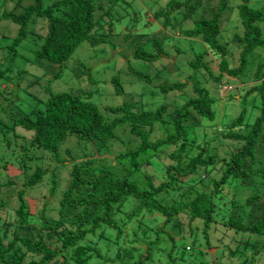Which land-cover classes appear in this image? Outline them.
<instances>
[{
    "label": "trees",
    "instance_id": "16d2710c",
    "mask_svg": "<svg viewBox=\"0 0 264 264\" xmlns=\"http://www.w3.org/2000/svg\"><path fill=\"white\" fill-rule=\"evenodd\" d=\"M9 2L14 6L0 14V21L10 20L19 25L15 47L23 41L28 25L34 19L47 22L45 42L37 54L39 60L62 64L73 56L81 44L105 45L113 33V28H109L108 33H93L98 26L95 14L99 6L95 0ZM193 3L194 0H174L167 7L156 11L155 17L162 21L163 27H170L171 14L178 10L190 9ZM249 3L250 0H243L238 7L241 24L245 30V36L237 38L244 43L238 67H231L228 46L219 41L222 31L219 18L222 11L228 8L227 0H222L220 11L213 18L197 21L193 30L183 33L186 37L200 39L220 56V70L224 76L211 73V68L201 60H196L195 63L197 67H206L218 88L223 86L225 75L243 81L251 61L248 57L258 48L264 49V37L258 27L259 23L264 22V8L254 10ZM151 45L152 51L158 52L157 57L139 49L135 58L158 60L163 54L165 43L156 39ZM252 76L257 84L248 90L243 103L246 104L248 97L259 95L261 116L253 123H248L250 118L247 113L250 109L245 108L237 118L222 126L224 139L239 145L229 153L228 160L220 159L214 154L212 142L215 138L208 139L206 136L202 141H197L189 135L190 130L201 125L198 118L213 120L216 114L217 98L196 80L192 82L195 96L176 109L163 105L154 111L138 112L135 105L125 102L119 107L105 108V112L112 116L111 120H107L100 108L89 100L90 97L60 93L51 95L43 109L36 108L28 116L14 120L12 127H22L34 133L18 145L20 155L25 152L36 153L44 157L46 164L50 157L55 165H37L35 173L26 182L27 189L43 183L47 176L48 184L52 185L51 193H56L58 173L61 169H69L67 160L60 157L61 148L69 138H75L80 143L88 142L93 149L92 157L95 155V148L100 154L104 153L105 148L111 149L115 143L120 142V148L125 145V152L114 156V160L124 169L125 175L117 177L106 173L105 169L101 174H92L90 169L96 167L95 160L79 162L71 155L70 160L74 161V165L69 169L71 181L60 203V213L67 216L66 220L61 219L63 222L60 224L59 221L50 220L43 212L37 215L36 223L42 221L44 225L38 223L40 228L31 227L27 218L29 210L23 201L26 192L21 191L19 199L22 206L16 211L18 222L22 227L29 225L27 230L30 235L22 237L15 232L14 240L6 243L5 238L9 235L10 227L1 226L0 264H51L57 262L60 253L63 260L57 264H86L93 257H100L101 252H97L99 249L95 248L94 253L97 255L89 256L87 250L80 247L81 243L88 242L89 236L95 235L102 227H108L116 231V243L119 244L124 231L117 216L122 215V210L128 204L131 211H125L126 215L138 220L129 226L139 227L146 240H139V247H120L118 257L120 260L122 256L127 258L122 264H145L151 256L153 246L161 241L162 234L168 235L171 240L172 251L169 258L174 264L179 261L183 264H195L192 260L197 261V257L206 254L201 250L196 251L194 247L196 242L201 243L198 240L200 233L209 248H212L211 232H214L215 237L218 236L219 241H225L233 234L237 236L247 233L256 237L259 243L264 242V190H258L243 204L246 208L257 207L260 212V216L250 222L242 216L245 211L240 207L241 200H237L235 191L240 190L238 183L247 186L252 182L258 189L264 185V168L255 170L263 174V179L257 180L253 169L250 168L259 163V147L262 146L264 136V61L257 65ZM113 82L116 92L122 94L124 90L119 79L114 77ZM186 87L184 82L163 84L161 91H183ZM240 102L242 104V101ZM245 125L248 130H242ZM121 130L123 135L126 134L125 138L120 136ZM157 131L161 133V138H154ZM220 160L224 166L222 173L209 184V178L205 179L208 177L206 172ZM157 180L161 181L157 184ZM85 192H90V195L84 197L82 193ZM33 217L35 214L29 219L33 220ZM186 221L188 223L185 224ZM130 227L126 231L130 230ZM57 228L62 231L57 232ZM171 230H176V233L172 234ZM47 231L51 233L48 234ZM137 235V231H134L133 236ZM153 235L157 240L146 242ZM179 235L185 236V239L191 235L194 242H184L180 245L176 240ZM54 236L59 237L63 243L61 250L53 249L48 244L52 243ZM124 239L122 244L125 243ZM144 246L147 247L146 254L140 253L138 259H134V253ZM257 248L256 244L246 241L241 247L237 245L231 254L234 257H246L243 264H254L256 255L264 254L263 251L256 250ZM71 251H74L73 257H69ZM187 260L191 263H186Z\"/></svg>",
    "mask_w": 264,
    "mask_h": 264
},
{
    "label": "rangeland",
    "instance_id": "374dc122",
    "mask_svg": "<svg viewBox=\"0 0 264 264\" xmlns=\"http://www.w3.org/2000/svg\"><path fill=\"white\" fill-rule=\"evenodd\" d=\"M46 1L52 3L57 0ZM95 1L99 6L95 14L98 26L93 33L95 35L108 33L109 28H113L109 42L98 46L83 43L73 56L62 64L37 59V54L42 50L45 42L46 21L34 19L28 25V31L23 41L16 47L14 44L19 32V25L10 22V20L0 21V74L2 73L0 75V227L3 225L10 227L9 235L5 238L6 243H11L16 233L22 237H29L30 235V231L27 230L29 225L26 224L25 227H22L18 222L19 218L16 211L22 206L19 199L21 191L26 192L23 201L29 210L27 218L31 227L40 228L38 223L44 225L42 221L36 223L37 215H41L43 212L50 220L59 221L61 224L67 217L60 213V203L71 181L69 169L74 165V161L70 160L71 155L79 161L95 157V155L92 157L93 149L88 142L82 141L80 143L75 138H69L62 146L60 153L61 159L67 160L66 165L69 166V169H61L58 173L59 183L56 193H51L52 185L48 184L49 178L47 176L43 183L33 188H26V182L35 173L37 165L46 164V161L43 156L32 152L28 154L25 152L20 155L18 145L22 143L24 138H30L34 133L26 131L22 127H12V125L14 120L28 116L36 108L43 109L45 102L50 99L51 95L70 93L90 97L89 100L100 108L106 119L111 120L112 116L105 112V108L119 107L125 102L135 105V110L138 112L154 111L163 105L170 109H176L195 96L192 82L196 80L217 98L216 114L213 120L198 118L201 125L190 130L189 135L197 141H202L206 136L208 139L215 138L212 142L214 154L216 153L220 159L226 160L230 158L229 153H232V150L239 145L224 139L221 131L222 126L237 118L245 108L250 109L247 113L250 118L248 123H253L256 118L261 116V97L259 95L248 97L245 100L246 104L243 102L248 90L257 84L252 75L257 65L264 61V49L258 48L248 57L251 61H249L246 75L243 77V81L246 83L225 75L222 81L223 86L218 88L215 81L212 80L211 73L224 76L220 70V56H217L200 39L189 38L183 34L184 31L193 30L197 21L210 19L218 14L222 0H194L190 9L178 10L171 14V24L167 28L163 27L162 21L155 17V13L159 9L167 7L174 0ZM227 1L228 8L222 11L219 18L222 27L219 41L228 46L230 51L228 58L231 67H238L244 43L237 38L245 36L238 8L243 0ZM8 2L9 0H0V14H3L5 9L11 10L13 8L14 4ZM249 4L254 10L264 8V0H250ZM258 27L264 37V22L259 23ZM156 39L165 43L163 54L158 60L135 58V53L139 49L151 54L152 57H157L159 54L152 51L151 45ZM196 60L206 63L211 68V73L206 70L205 66L197 67ZM114 77H117L122 84L124 90L122 94L116 92ZM178 82L186 83L187 87L183 91L178 90L169 93L161 91L163 84ZM232 96L233 99H231ZM242 130H248L246 125ZM123 133L121 130L120 136L125 138L126 134L123 135ZM154 138H161V133L157 131ZM262 139V146L259 147L260 152L257 158L259 163L250 167L254 171L256 180L257 178L261 179L263 175L262 172L255 171L264 168V136ZM8 142H10L9 147L7 146ZM118 144L120 142L115 143L111 149H103L104 153H100V156L110 155L113 159L108 160V162L107 160H95L96 167L90 169L92 174L95 172L101 174L105 169L106 173L117 177L125 175L122 166L114 160V156L118 153L125 152L126 146L120 148ZM213 151H211L212 154ZM48 159V163L52 164V159L50 157ZM48 163L46 165H49ZM222 164L220 160L207 170L208 177L205 179L209 178V184L221 175L224 167ZM146 170L153 173L150 169ZM160 181L157 180L156 183L158 184ZM237 185L240 190H235L236 197L239 202L241 200L240 207L245 211L242 216L247 222L254 221L260 216L259 210L257 207L250 208L247 206L246 208L243 204L248 197L258 190L263 191L264 185L259 189L252 182L247 186H241L239 183ZM82 195L88 197L90 192L82 193ZM128 205L122 210V215L117 216L124 231L119 244L116 243V231L108 227H102L95 235L89 236L88 242L81 243L80 247L86 249L89 256L97 255L94 253L95 248L100 250L97 252H101L100 257L95 256L86 264H122V261L126 262L127 258L122 256L120 260L118 257L119 248L123 246L132 247L133 245L139 247L138 241L146 240L141 235L139 227L129 226L138 220L126 215V212L131 211V207ZM33 214L35 217L30 220L29 218ZM131 219L132 221H130ZM129 227L130 230L126 231ZM56 231L61 232L62 230L57 228ZM134 231H137V237L133 236ZM171 232L175 234L176 230H171ZM47 233L51 232L47 231ZM211 233H213L212 245L210 246L212 248L205 244L206 239L201 233L198 239L201 243L196 242L194 244L196 251L201 250L206 253L197 257V261L191 259L195 264H243L246 257H234L231 253L237 245L241 247L246 241L256 244L258 247L256 250L264 252V242L259 243L260 241L250 234L245 233L237 236L233 234L225 241H219L218 236L215 237L214 232ZM190 236L185 239L183 238L185 236L179 235L176 240L180 245L184 242L192 244L194 237ZM45 237L48 238L46 235ZM54 237L52 243L49 242L48 244L56 250L63 248L60 238ZM123 239L125 243L122 244ZM154 240L157 239L153 235L146 242ZM160 240L158 244L153 246L151 256L145 264H174L169 258L172 251L169 236L162 234ZM146 249L147 247L144 246V248L136 251L134 259H138L140 253L146 254ZM73 255L74 251H71L69 257H73ZM62 257L63 255L60 253L57 262L51 264L61 263ZM255 260L254 264H264V254L256 255ZM181 262L179 261L178 264H183ZM186 263L191 262L187 260Z\"/></svg>",
    "mask_w": 264,
    "mask_h": 264
},
{
    "label": "water",
    "instance_id": "95a60500",
    "mask_svg": "<svg viewBox=\"0 0 264 264\" xmlns=\"http://www.w3.org/2000/svg\"><path fill=\"white\" fill-rule=\"evenodd\" d=\"M95 157L91 158V159H86V160H80L79 162H82V161H88V160H112L113 157L110 156V155H104V156H100L97 148H95Z\"/></svg>",
    "mask_w": 264,
    "mask_h": 264
}]
</instances>
